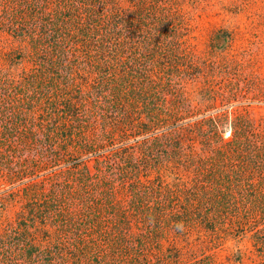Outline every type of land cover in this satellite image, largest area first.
<instances>
[{
    "label": "rangeland",
    "instance_id": "obj_1",
    "mask_svg": "<svg viewBox=\"0 0 264 264\" xmlns=\"http://www.w3.org/2000/svg\"><path fill=\"white\" fill-rule=\"evenodd\" d=\"M0 72V264H264V0H0Z\"/></svg>",
    "mask_w": 264,
    "mask_h": 264
},
{
    "label": "trees",
    "instance_id": "obj_2",
    "mask_svg": "<svg viewBox=\"0 0 264 264\" xmlns=\"http://www.w3.org/2000/svg\"><path fill=\"white\" fill-rule=\"evenodd\" d=\"M80 5H84V4H80ZM154 5V4H153ZM152 7V4L150 3L149 5L147 4V7H145V8H143V9H147V10H149L150 8ZM85 8V9H84ZM81 10H84V12H82ZM145 11V10H144ZM86 13L88 14V15H86ZM141 13L143 14V11L142 12H140V14H138V16L140 15L141 16ZM91 15H94L95 16V13H94V11H92V9H90L89 7H83L82 6V8L81 7H78L76 10H74V11H72V14H70L69 16V20L70 21H67L66 22V24H67V26H69V25H71V24H69L70 22L72 23V26L71 27H69V29L70 30H75L76 29V31H79L81 34V36H83L84 35V33H86V32H88V30L90 29L89 27H91L90 26V24L88 23V21H89V19H87V18H89ZM140 18V20L139 19H137L136 21H138V23H140L141 21H143L144 19H142L141 17H139ZM135 21V22H136ZM56 22H60V19L59 20H56ZM54 25V24H53ZM52 25V26H53ZM59 25V24H58ZM79 25H85V27H84V29L81 27V26H79ZM135 25H137V24H135ZM55 26V25H54ZM42 30V29H41ZM60 30V29H59ZM50 31V30H49ZM45 37H47L46 36V33H44L43 34ZM115 39H117V38H115ZM115 41V40H114ZM106 44V43H105ZM107 44H109V43H107ZM114 45H117V43H114ZM113 52H118V50L117 49H115L114 51H112V53ZM16 55V54H15ZM115 55H117V54H115ZM115 59V58H114ZM113 59H111V61H112ZM144 70H146V69H144ZM2 74H1V72H0V76H1ZM4 75V74H3ZM5 76V75H4ZM1 79H3V76H2V78H0V80ZM3 84H6L5 83V81L3 82V83H1L0 84V92L2 91L3 93H5V92H9V89H6V87L5 86H3ZM15 92V94L18 96V94H20V90L19 89H16V88H12V92ZM51 106V105H50ZM71 131V129H68V132H70ZM210 178H212V177H210ZM97 204H96V206H101L102 205V203L100 202H96ZM93 204V203H92ZM97 209V208H96ZM98 213V216H100V211H99V209H97L96 211H95V213ZM142 212V217H140V218H138L139 220L141 219V220H144V221H146V222H151V223H156L157 221L158 222H160V219L162 218V214L160 215V213H157V214H153V213H149V211H141ZM135 216V215H134ZM177 216H175V218H176ZM132 218L133 219H135V217H133L132 216ZM120 219H122V221H129L130 220V218H129V215L127 214H125V212H123L121 215H120ZM157 225H148L147 227H145V229H143L142 228V231L139 229V231H140V233H137L136 234V236L138 237V239L141 241V242H143V241H150L149 239V237L151 236V231H150V227H156ZM148 228V229H147ZM123 231H125L124 233H123V235H122V238H123V240H121L124 244H126L127 243V240H129L130 239V233H129V235H128V232H129V228H128V226L126 227L125 226V228H123ZM128 236H129V238H128ZM88 246V245H87ZM86 246V247H87ZM89 247V246H88ZM84 249H85V247H82V249H81V251H84Z\"/></svg>",
    "mask_w": 264,
    "mask_h": 264
}]
</instances>
